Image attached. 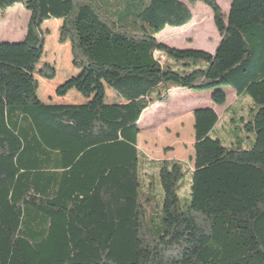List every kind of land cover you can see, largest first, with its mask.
Here are the masks:
<instances>
[{
    "label": "trees",
    "instance_id": "16d2710c",
    "mask_svg": "<svg viewBox=\"0 0 264 264\" xmlns=\"http://www.w3.org/2000/svg\"><path fill=\"white\" fill-rule=\"evenodd\" d=\"M197 2L212 11L213 54L159 42ZM17 5L29 14L24 38L0 44V264H264V0H231L227 13L215 0H0L3 12ZM48 20L61 21L78 71L55 95L85 103L37 97L34 75L56 76L37 69ZM105 87L121 103H106ZM225 87L256 106L250 150L210 137V108L192 115L193 170L138 150L142 114L171 90L210 91L222 107Z\"/></svg>",
    "mask_w": 264,
    "mask_h": 264
},
{
    "label": "rangeland",
    "instance_id": "374dc122",
    "mask_svg": "<svg viewBox=\"0 0 264 264\" xmlns=\"http://www.w3.org/2000/svg\"><path fill=\"white\" fill-rule=\"evenodd\" d=\"M224 13H227L231 0H215ZM192 19L182 28L166 27L157 36L159 42L178 50H195L213 54L219 41V36L213 24L210 7L197 2L189 7ZM29 14L19 5L6 11L0 10V44L19 43L23 40ZM58 20H48L41 30L45 36L44 57L37 69L47 64L54 68L56 76L48 81L34 75L39 88L37 97L43 104H81L84 100L75 91H70L64 98H58L55 90L70 77L78 74L71 65L69 44H59ZM157 58H163L157 53ZM50 85V86H49ZM226 104L214 106L219 118L218 124L210 132L212 139L228 149L250 150L255 142V133L249 129L251 117L256 111L253 101L243 95L236 96L235 91L225 87ZM106 103H121L117 95L105 87ZM210 91L195 92L187 89H174L169 92L166 104H155L142 114L138 125L140 134L137 138V148L148 159L178 160L193 170L194 165V132L193 110L208 106ZM158 179V178H157ZM153 189L151 205L161 209L163 195L157 185ZM180 208L189 202V179L184 177L181 189L178 191Z\"/></svg>",
    "mask_w": 264,
    "mask_h": 264
},
{
    "label": "crops",
    "instance_id": "0c3cea01",
    "mask_svg": "<svg viewBox=\"0 0 264 264\" xmlns=\"http://www.w3.org/2000/svg\"><path fill=\"white\" fill-rule=\"evenodd\" d=\"M58 22H59V24L61 25V21H58ZM207 104H208V106L199 107V108H197V109H201V108H210V109H212V110L216 113V110L214 109L211 100H210V102H208ZM194 111H195V110H193V112H194ZM216 114H217V113H216Z\"/></svg>",
    "mask_w": 264,
    "mask_h": 264
}]
</instances>
